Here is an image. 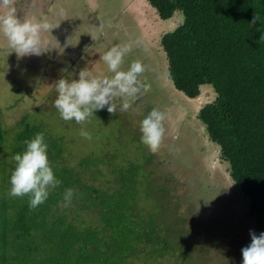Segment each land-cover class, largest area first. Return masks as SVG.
I'll return each mask as SVG.
<instances>
[{"label":"trees","instance_id":"16d2710c","mask_svg":"<svg viewBox=\"0 0 264 264\" xmlns=\"http://www.w3.org/2000/svg\"><path fill=\"white\" fill-rule=\"evenodd\" d=\"M147 2L162 20L172 18L178 11L184 16L173 31L159 36L166 73L173 88L184 99L193 100L228 180L210 176L207 200L191 204L193 190L189 182L194 174L209 178L198 168L189 179V191L181 198L175 197L172 203L169 183L181 180L182 175H178L179 179L165 178L166 171L172 176L186 165L167 159L168 164L162 162L166 169L157 174L151 167V151L142 165L133 160L104 161L98 152L73 161L62 138L45 130L30 113H24L12 126L5 123L0 104V264H130L137 258L148 261L182 252L186 255L183 264H197L191 261L188 251L204 247L195 238L196 232L192 235L173 229L171 225L179 224L169 222L163 209L169 202L175 214L183 210L192 222L201 215L204 220L194 223L195 228H210L207 236L213 245L228 237H243L247 245V230L257 235L264 231V39H260L264 32V0ZM36 56L18 57L31 63ZM47 57V65L56 66L55 57ZM206 85L215 95L208 94L198 104ZM16 105L18 102L13 104ZM38 131L44 134L48 160L61 183L43 203L29 208L26 196L8 195V177L12 154L21 152L24 140ZM162 137L158 147L166 145L167 150L172 146L180 153L179 143L191 141L190 132L167 137L164 131ZM183 150L188 151L186 147ZM155 175L159 178L151 187ZM66 187L73 189V197L67 207H62L57 202ZM231 187L242 203L237 198L238 203L232 202L230 208H213L220 199L225 200L224 194ZM151 188L155 198L149 201ZM240 217L246 224H238Z\"/></svg>","mask_w":264,"mask_h":264},{"label":"rangeland","instance_id":"374dc122","mask_svg":"<svg viewBox=\"0 0 264 264\" xmlns=\"http://www.w3.org/2000/svg\"><path fill=\"white\" fill-rule=\"evenodd\" d=\"M9 13L20 19L35 17L48 21L51 30L54 31L52 34H57L58 37L54 38L51 34L50 38L55 39L52 41L53 47L49 45L45 52L50 50L49 47L55 49L56 52H51L50 57L52 55L56 57V65L59 67L48 66V57L44 59V56L39 61L35 60L31 63L23 58H20L23 62H17L20 60L19 57L8 47L6 39L0 36V104L3 106L5 123L12 126L24 116V113H30L31 118L38 121L45 130L62 138V143L69 149L73 161L91 152H98L104 156V161L133 160L142 165L150 155L147 146L139 139V121L154 106L164 113L161 124L167 137H175L179 133L187 132H190L191 136L189 145L185 141H181L178 145V150L183 153L174 150L172 146L166 150L164 147L167 146L163 147L162 144L161 148L158 147L152 152L151 167L156 169L157 174L166 169L162 162L167 159L186 165L182 166L181 171L172 173V176L166 171L165 178L177 176L179 179L178 175L180 173L182 175L181 180L169 183L172 187V203L176 202L175 197L184 196L191 185L193 201L190 202L196 205L198 203L196 200H207L209 196L207 184L211 177L228 180L225 166L219 161L216 148L206 136L193 100L184 99L183 95L173 88V83L166 73L167 62L165 53L160 48L159 36L161 33L173 31L184 21L181 11L176 12L170 19L162 20L157 17L147 0H0V16ZM80 27L81 35L84 29L87 33L78 38L77 31ZM50 32V30L40 32L43 46H46L45 36ZM67 44L70 45V50L75 48L74 52L72 50L65 52V49H68ZM113 44L126 45L129 48L128 54L122 58V71H126L128 65L133 62H139L144 68L139 79L142 87L146 85V90L129 101V109L126 112L108 113L105 106L93 110V114L81 124H77L74 120H62L52 104L56 96L55 80L63 75L66 80L75 79L81 69H86L93 75L102 73L111 76L112 73L107 70L100 56ZM63 50L65 53L62 55ZM76 51H80L78 56L71 54ZM81 53L82 56L79 57ZM9 62L15 70H12ZM72 64L76 66L72 67ZM6 67L7 72L4 70ZM204 88L203 97L198 104L205 101L208 94L211 97L215 95L211 86L206 85ZM15 102H18V105L13 106ZM113 103L119 106V101L115 98ZM81 126L89 132V138L79 135ZM183 147L188 151L184 152ZM194 153L197 154L196 160H193ZM107 154L108 156H105ZM198 168L209 175V178L196 174L192 177L193 172ZM158 178L157 175L153 176V180L150 181L151 187L154 186L153 181H157ZM152 192L154 190L151 188V194L147 195L149 201L155 198L153 197L155 193ZM157 195L160 197L159 193ZM237 198L238 202L242 203L241 197L231 187L224 194L225 200L220 199L219 204L217 206L213 204L212 207H218V210L221 207L230 208L229 204L237 202ZM159 206L158 204L155 210L158 211ZM164 207L162 208L166 209L167 220L179 224L171 225L173 229L184 230L187 233L189 231L192 235L194 232L197 233L195 238L200 241L204 249L188 251L191 261L197 264H240L241 253L237 249L246 246L243 237L232 240L228 237L224 242L216 241L213 245L210 242L211 237L207 236L210 228L204 227L200 231L199 228H195L194 223L204 220L201 215L192 222L189 216L185 217L183 210H179L180 212L177 210L175 214L170 202ZM176 215L183 219H177ZM243 217L239 218V225L245 223ZM236 232L238 233V230ZM185 256L182 252L148 261L137 258L130 264H183Z\"/></svg>","mask_w":264,"mask_h":264},{"label":"clouds","instance_id":"9594fccd","mask_svg":"<svg viewBox=\"0 0 264 264\" xmlns=\"http://www.w3.org/2000/svg\"><path fill=\"white\" fill-rule=\"evenodd\" d=\"M256 18L253 16V21ZM50 30L47 20L41 18L20 19L9 13L0 16V36H3L8 47L17 56L28 54L40 55L44 51L40 32ZM260 39H264V32ZM126 45L113 44L102 53L100 59L105 63L111 76L91 74L81 69L75 79L66 80L62 76L55 80L56 96L52 101L62 120H74L77 124L85 121L93 110L106 106L108 113L126 112L129 101L146 90L141 86L139 77L144 68L139 62L130 63L126 71L120 69L122 58L127 55ZM119 101L117 107L113 100ZM164 113L157 108H151L139 121L140 142L148 150L155 152L162 137V120ZM79 135L89 138V132L81 126ZM21 152L13 153V166L8 177V195L11 197H27V205L34 208L43 203L50 191L61 183L54 175L47 157V143L43 132H35L24 140ZM73 197V189L66 187L61 193V200L57 203L67 207ZM250 242L240 249V264H264V231L258 235L252 229L248 231Z\"/></svg>","mask_w":264,"mask_h":264},{"label":"flooded vegetation","instance_id":"af4514ba","mask_svg":"<svg viewBox=\"0 0 264 264\" xmlns=\"http://www.w3.org/2000/svg\"><path fill=\"white\" fill-rule=\"evenodd\" d=\"M51 27V26H50ZM80 30H81V27H80V29H78V31H77V35H78V38L79 37H81L83 34H85V33H87L86 32V29H82L83 31H82V35H81V33H80ZM50 34H47L46 36H45V40H44V42H45V45L46 46H44V51L40 54V55H38V56H36V58H35V60H37V61H39V59L41 58H43V56L45 57L44 59H46L47 58V56L46 55H48L49 57H50V54H51V52L53 53V51H54V53L56 52L55 51V49H52V47H53V43H52V41H54L55 39H53V38H50V36H51V34L54 32L53 30H51V28H50ZM79 32V33H78ZM52 36L54 37V38H56V37H58L57 36V34H52ZM78 38L76 37V40H78ZM49 42H51L52 44H48ZM49 45H51L52 47H49V51L48 52H45V49L49 46ZM90 47V46H89ZM67 48L68 49H65V52L66 51H69L70 49V45L69 44H67ZM74 49L75 48H73V49H71L73 52H74ZM70 50V51H71ZM64 52V50L63 51H61V54L63 55V53H65ZM71 53V54H73V55H77L78 56V53H80V51H76L75 53ZM35 60H33V61H35ZM55 60H57L56 59V57H55ZM41 62V61H40ZM57 64V63H56ZM57 66V65H56ZM59 67V66H58Z\"/></svg>","mask_w":264,"mask_h":264}]
</instances>
